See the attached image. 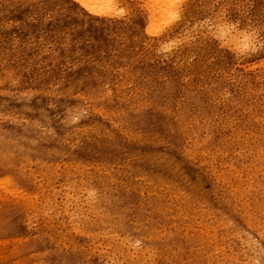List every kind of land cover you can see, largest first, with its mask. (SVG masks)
<instances>
[{"label":"rangeland","instance_id":"obj_1","mask_svg":"<svg viewBox=\"0 0 264 264\" xmlns=\"http://www.w3.org/2000/svg\"><path fill=\"white\" fill-rule=\"evenodd\" d=\"M44 1L0 0V264H264V0Z\"/></svg>","mask_w":264,"mask_h":264},{"label":"bare ground","instance_id":"obj_2","mask_svg":"<svg viewBox=\"0 0 264 264\" xmlns=\"http://www.w3.org/2000/svg\"><path fill=\"white\" fill-rule=\"evenodd\" d=\"M148 1V8L146 9V11H151L153 12V15L156 13V12H159L157 11V8L163 6L164 10L163 12H169L170 10L172 9H175L176 7L179 8L181 5H184L185 4V1L186 0H147ZM113 3H114V0H45L44 1V4L45 5H51V4H57L58 6H65L67 7L68 9H71L73 10L75 13H79L80 14V10L82 9L84 12H87V13H91V14H94V15H101V16H106V14H108L107 17H113L111 13L112 10V6H113ZM98 8H102V9H106L103 13L99 12ZM82 14V13H81ZM80 14V15H81ZM155 16V15H154ZM153 19V16L151 17V20ZM113 25H115L116 23H112ZM238 38V37H236ZM243 43V42H242ZM250 46V45H249ZM240 47V46H239ZM7 115V114H5ZM6 117V116H5ZM5 117H3V115H0V123L1 121H6L5 120ZM4 120H3V119ZM9 119V118H8ZM12 120H10L11 122ZM9 122V123H10ZM13 122V121H12ZM11 122V123H12ZM3 123V122H2ZM21 123V122H20ZM19 124V123H18ZM6 125V124H5ZM12 126V124H9ZM14 126V125H13ZM16 127V126H14ZM6 128V127H5ZM4 128V129H5ZM37 128V127H36ZM33 129V128H32ZM8 130V129H7ZM13 130V129H11ZM9 131V130H8ZM21 131V129H20ZM33 131V130H32ZM35 131V129H34ZM26 132V131H25ZM30 132V131H29ZM36 132V131H35ZM8 133V132H7ZM28 133V131L26 132V134ZM29 134V133H28ZM27 134V135H28ZM32 134V133H31ZM35 135V133H34ZM44 135V133H43ZM36 137V136H35ZM44 137V136H43ZM46 138V137H45ZM29 139V137H28ZM32 139V138H31ZM24 140H27L26 138H24ZM4 141V140H2ZM1 141V142H2ZM28 141V140H27ZM26 142V141H25ZM2 145V143H0ZM0 145V146H1ZM49 145V144H48ZM46 150H48L46 148ZM45 150V151H46ZM50 150V149H49ZM40 152V151H39ZM43 152V151H41ZM40 152V154H41ZM44 153V152H43ZM47 153V152H45ZM42 155V154H41ZM44 157V156H43ZM9 183V180L5 179V180H0V185H3L5 187H3V189H0V198L3 196V195H6L7 192L9 193H13V190L7 186V184ZM5 196H3L4 198Z\"/></svg>","mask_w":264,"mask_h":264}]
</instances>
